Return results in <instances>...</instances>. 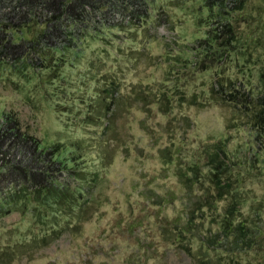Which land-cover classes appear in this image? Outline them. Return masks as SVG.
I'll list each match as a JSON object with an SVG mask.
<instances>
[{"label": "rangeland", "instance_id": "374dc122", "mask_svg": "<svg viewBox=\"0 0 264 264\" xmlns=\"http://www.w3.org/2000/svg\"><path fill=\"white\" fill-rule=\"evenodd\" d=\"M150 5L140 24L120 11L108 22L93 19L98 31L85 36L78 54L66 50L55 70L0 66V106L81 171L60 181L87 187L84 214L65 208L45 220L21 209L3 215L0 190V264H79L88 252L87 264H264V237L236 258L231 236L221 232L235 190L240 205L232 219L264 231V130L246 116L264 93V0H246L235 12V43L212 60L193 51L209 36L212 12L200 0ZM233 88L239 104L222 98ZM213 142L226 153L222 178L231 177V191L216 195L195 237L176 245L173 222L187 216L189 198L215 192L205 152ZM196 163L187 190L177 168ZM80 219V232L35 238L53 222Z\"/></svg>", "mask_w": 264, "mask_h": 264}, {"label": "trees", "instance_id": "16d2710c", "mask_svg": "<svg viewBox=\"0 0 264 264\" xmlns=\"http://www.w3.org/2000/svg\"><path fill=\"white\" fill-rule=\"evenodd\" d=\"M150 1L152 0H0V66L7 65L14 70L29 66L42 70L52 66L55 70L60 60H66V57H63L66 50H73L71 52L78 54L79 45L83 43L85 36H92L98 31L97 28L91 29L89 26L90 22L93 24V19L99 16L103 18V22H108V18L114 16V11H120L130 16V19L137 17L140 24L149 14ZM245 1L200 0L199 7L206 6L212 12L211 16H208L209 36L197 39L193 51L204 56L210 54L208 57L211 60L217 55L222 57L223 52L228 50L226 47L233 45L232 42L235 43V12L242 8ZM261 74L264 79V70ZM235 92H238L237 88L226 90L222 95L224 102L227 100L229 104H239L242 99L236 96ZM248 98L251 102L250 96ZM255 98L258 110L246 116L255 128L264 130V93ZM205 152L208 162L212 165L211 181L215 192L189 198L195 205L192 206L191 202L187 216L181 222H173V238L177 242L176 245L195 237L204 207L214 208L218 200H215L216 195L220 198L231 191V177L222 178V174L229 168L224 158L225 151L218 142H213L206 146ZM199 171L197 163L194 166L180 165L176 174L186 189L190 190L193 184L192 176H197ZM80 172L75 165L56 156V146L44 147L39 138L26 131L15 111L0 106V190L7 200L6 206L2 207L5 208L3 215L21 209L24 214L31 211L41 220H45L48 216L51 218L48 214L58 216V212L64 211L65 208H71L79 215L84 214L83 197L87 187L82 186L85 189L83 191L60 181L62 174L79 175ZM4 188L8 191L5 192ZM233 192L235 199L224 207L227 215L221 232L231 236V250L235 249L236 257L242 252L248 253L256 248L255 244L259 245L264 231L259 228L251 229L243 220L232 219L231 215L238 212L236 210H239L240 205L236 190ZM158 196L159 194H155L154 197ZM20 205H23L22 208ZM82 223V219L73 223L53 222L45 232L35 238L51 242L54 237L58 238L64 232H80L77 230H80ZM163 228L166 230L167 227ZM91 248L94 251L101 248V245L93 244ZM188 248L192 246L189 245ZM91 253L83 254L79 264L91 263ZM93 254L97 255L98 252Z\"/></svg>", "mask_w": 264, "mask_h": 264}]
</instances>
